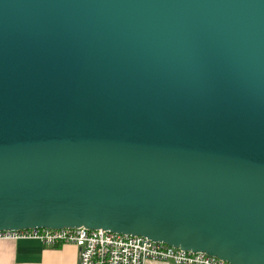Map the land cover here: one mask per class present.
Instances as JSON below:
<instances>
[{"label": "water", "instance_id": "obj_1", "mask_svg": "<svg viewBox=\"0 0 264 264\" xmlns=\"http://www.w3.org/2000/svg\"><path fill=\"white\" fill-rule=\"evenodd\" d=\"M77 227L264 264V0H0V231Z\"/></svg>", "mask_w": 264, "mask_h": 264}, {"label": "built area", "instance_id": "obj_2", "mask_svg": "<svg viewBox=\"0 0 264 264\" xmlns=\"http://www.w3.org/2000/svg\"><path fill=\"white\" fill-rule=\"evenodd\" d=\"M35 239L50 247L71 244L78 249L77 264H229L203 252H192L136 235L102 229L33 228L0 231V240Z\"/></svg>", "mask_w": 264, "mask_h": 264}, {"label": "crops", "instance_id": "obj_3", "mask_svg": "<svg viewBox=\"0 0 264 264\" xmlns=\"http://www.w3.org/2000/svg\"><path fill=\"white\" fill-rule=\"evenodd\" d=\"M77 259L78 249L71 244L50 247L35 239L0 240V264H77Z\"/></svg>", "mask_w": 264, "mask_h": 264}]
</instances>
